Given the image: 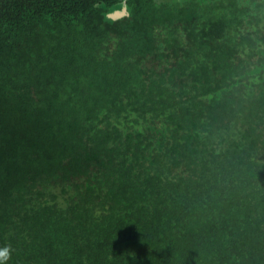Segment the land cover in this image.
Wrapping results in <instances>:
<instances>
[{"label":"trees","instance_id":"trees-1","mask_svg":"<svg viewBox=\"0 0 264 264\" xmlns=\"http://www.w3.org/2000/svg\"><path fill=\"white\" fill-rule=\"evenodd\" d=\"M0 0L5 264H264V0Z\"/></svg>","mask_w":264,"mask_h":264},{"label":"water","instance_id":"water-1","mask_svg":"<svg viewBox=\"0 0 264 264\" xmlns=\"http://www.w3.org/2000/svg\"><path fill=\"white\" fill-rule=\"evenodd\" d=\"M127 1L128 0H123L121 8L119 10H115V11L109 13L106 16V18L107 19H111V20H118L120 18H123L125 16H128L129 15V12H128Z\"/></svg>","mask_w":264,"mask_h":264},{"label":"clouds","instance_id":"clouds-1","mask_svg":"<svg viewBox=\"0 0 264 264\" xmlns=\"http://www.w3.org/2000/svg\"><path fill=\"white\" fill-rule=\"evenodd\" d=\"M10 251L8 248L0 249V264H5V261L8 259Z\"/></svg>","mask_w":264,"mask_h":264},{"label":"flooded vegetation","instance_id":"flooded-vegetation-1","mask_svg":"<svg viewBox=\"0 0 264 264\" xmlns=\"http://www.w3.org/2000/svg\"><path fill=\"white\" fill-rule=\"evenodd\" d=\"M120 9V8H119ZM119 9H117V10H119Z\"/></svg>","mask_w":264,"mask_h":264}]
</instances>
